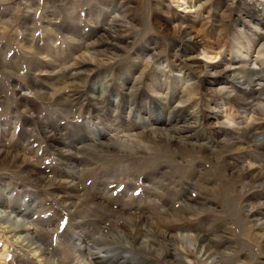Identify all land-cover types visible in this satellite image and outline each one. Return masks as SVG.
Returning a JSON list of instances; mask_svg holds the SVG:
<instances>
[{
	"label": "rangeland",
	"instance_id": "374dc122",
	"mask_svg": "<svg viewBox=\"0 0 264 264\" xmlns=\"http://www.w3.org/2000/svg\"><path fill=\"white\" fill-rule=\"evenodd\" d=\"M245 1L263 7L259 0ZM199 2L0 0V152L27 163L19 168L0 164V210L23 219L35 240L34 244L21 243L17 233L0 228V264H118L117 255L122 257L119 262L133 257L142 264H172L163 243L152 244L158 250L162 247L158 257L141 252L138 244L128 246L117 234L136 233L145 227L140 223L144 217L163 222V232L184 240L177 244L183 251L192 249L193 239L211 240L213 249L221 252L214 258L215 264H264V249L244 217L252 205L264 203V183L249 185L244 179L229 178L236 173L232 164L246 155L226 153L213 136L214 129L204 118L213 115L206 107L209 98L203 78L195 73L198 67L212 68L228 59L232 63L234 55H226L230 35L234 30L245 33L254 20L246 16L249 7L239 6L240 0H232L229 7L209 0L198 11L195 4ZM119 11L126 15L124 20L117 17ZM177 20L189 25L197 22L207 32V39H218L221 44H215L217 50L212 52L203 48L201 40L193 41L194 52L189 57L193 59L185 62L189 47L160 28L162 24L174 32ZM114 24L125 29V37L114 44L123 48H109L108 57H99L102 61L93 72L76 75L77 67L71 69L70 65L80 55L77 45L98 41ZM234 63L251 72L259 68L250 62L240 64L238 58ZM54 65L64 75L59 84L47 73ZM135 67L138 75L130 72ZM82 80L85 86L79 85ZM178 80L179 89L174 86ZM134 81L135 89L124 99L123 90ZM160 82L164 86L157 87ZM147 85L162 88L161 95L155 96ZM92 87L97 88V100L89 98ZM184 87L196 92L192 98L204 119L190 133L191 139L182 141L185 146L177 148L164 143L144 121L165 118L167 128L182 126L173 117L182 114L183 108L177 104ZM158 96L166 98L160 106ZM259 101L263 103L264 97ZM218 109L222 112L218 120L226 129L258 121L254 111L243 116L231 103ZM257 124L254 128L260 134L264 122ZM172 128L170 135L182 136ZM115 139L128 144V151L102 145ZM247 141L254 161L264 160V146L255 147V138ZM70 181L75 183L74 194L53 185ZM59 197L75 201L76 207L90 204V214L78 216L63 207ZM198 259L189 256L185 263H198Z\"/></svg>",
	"mask_w": 264,
	"mask_h": 264
},
{
	"label": "bare ground",
	"instance_id": "6f19581e",
	"mask_svg": "<svg viewBox=\"0 0 264 264\" xmlns=\"http://www.w3.org/2000/svg\"><path fill=\"white\" fill-rule=\"evenodd\" d=\"M208 1L209 0H201V2H199V5H196L197 4L196 3L195 4L196 10L200 11L204 5L208 4ZM214 1L219 2V6L224 5V6H228V7L232 6L230 4L234 3V2H231L232 0H214ZM240 1L241 2L239 4V6L249 7L248 8L249 11L246 12V16L248 15V17L251 20H254V22H253V25L248 26L249 27L248 31H245V33H241V30H239L237 33V30H236V32L234 30V32L230 35L231 36V41L229 43L230 48L229 49L226 48L227 49L226 55H228V57L234 55V56H232V58H233L232 63L228 62V60H229L228 59L225 63L219 64L217 66H212V68L207 67L206 69H202V67H198L199 71L195 72V73L196 74L198 73L199 78H201V77L203 78L202 83L204 85V91L206 92L205 94L209 98V99L205 100L206 107L208 108V110L211 111V113L213 115L211 116L208 114V115H205L204 118L208 123L207 125L211 126L214 129L213 130L214 131L213 136L218 141V144L221 145L222 149L226 150L225 151L226 153L234 152L236 154L241 153V155H243V156L246 155V158H244V160L241 159L239 161H236L234 164H232L235 167L234 169L236 170V173L231 172L233 174H230L229 178L230 179L234 178L236 180L244 179L243 181L247 182V184H249V185H252V183H260V184L264 183V160L262 159V157H260V158H257V162L254 161L255 158L251 157L252 149L249 147L250 142L247 141V139L249 137L255 138V141H254L255 147L264 146V131L259 134L256 132L257 129L254 128L255 125L257 124V122H261V123H262V121L264 122V102L260 103V101H259V97L260 98L264 97V94H263V92H264V0L258 1V2H260V4L263 5L262 8L260 7L261 5L258 6L257 3L254 4L250 1H245V0H240ZM248 3H251V4H248ZM239 9H241L242 12L245 11V9L243 7H240ZM241 11H239V12L241 13ZM119 16L122 18V20H124L126 18V15L123 14V11L118 12L117 17H119ZM117 17H116V19H117ZM115 21L117 22L118 20H115ZM176 22L177 23H176L175 27L177 29L175 28L174 32H169L167 29L168 27H166L165 25H164L165 27H163V26H161L162 24L160 25V28L163 29L162 30L163 32L165 31L168 34L169 33L172 34V36H175L177 40H179L180 42H183V44L185 46L189 47L188 49L190 51L187 53H184V56H183L186 58L185 62H187L188 59L189 60L193 59V57L189 58L190 56H193V52H194V49L191 48V42H193V41L201 40L204 43V47H203L204 49H205V47H207L208 50L212 51V52L213 51L215 52L217 50V48L215 47V44L216 45L219 44L220 43L219 40L216 39V41H212V40L207 39V37H205L207 35V32L204 30V28L198 27L197 22L193 23L191 25H189L185 22H181V24H180L179 23L180 20H177ZM162 31H161V33L163 34ZM124 32H125V29L123 26H121V25L117 26L114 24L113 26H111L108 29V32L106 33V35L104 34V36L103 35L100 36L101 38H99L98 41H92V42H89L88 44L77 45V47L79 49L78 53H80V55L77 56V58H76L77 60H76L75 64L70 65L71 69L73 67H77L78 71L77 70L74 71L76 75H88L91 72H93V70L96 67L95 65H99L100 61H102L101 59H99V57L107 58L108 55L106 53L108 52V49L115 46L114 44L117 41H119L125 37V34H122ZM214 42H216V43H214ZM119 44H120V42H119ZM224 45L222 44L221 46L224 47ZM222 47H220V48H222ZM115 48L116 49H122L123 46L122 47H116L115 46ZM204 52H205V50H204ZM204 54H206V53H204ZM235 58L239 59L240 64L243 63L244 65H246L248 62H250V63H253L254 65L259 66L258 71H256V69H255L254 72L253 71L251 72V71L245 70L244 68L238 67L237 66L238 64L234 63ZM189 65H193L191 61L189 62ZM82 67H87V68L82 69ZM57 69H58L57 65H54L52 67V69L50 71H48L47 73L50 75V77H52V76L55 77V80H56L55 83H58V82L61 83V80H64V75H62V73L57 71ZM130 72L138 75V73H137L138 70L136 69V67L134 69H132ZM126 79L128 81L130 78L128 77ZM127 81H126V83H127ZM134 83H135V81L132 82L130 86H128L130 88L123 90L122 96L124 97V99L130 98V94L132 93L131 91L135 87ZM67 84H68V82H67ZM85 84H86V82L83 81V82H80L79 85L85 86ZM179 84H180V82L178 80L177 84L174 83V86L179 89L180 85H181V84L180 85ZM76 86H77V84H76ZM147 86H149V85H147ZM162 86H164V83L160 82V83H158L157 87H162ZM70 87H71V85H70ZM175 87H174V89L176 90ZM149 88H151V87L149 86ZM186 88L184 87L180 90V91H182L180 93L183 94V97H182V99L178 100V104H177L178 108L179 107L183 108L182 114L178 113V114H175V116L173 117L174 121L179 120L182 123V126H180V127L173 125L176 128L178 127L177 130H180L179 133L182 134L181 137H176V135L173 136V134L170 135L169 131L171 130V128L173 126L169 127V128H167L168 126L165 127V124H166L165 118H163L164 119L163 121H160L158 118L157 119L155 118L156 120H153L152 118L147 117L144 121L146 123L147 128L151 127V129L154 130V134L157 135L160 139H162L164 143H166L167 145H170V146H176L177 148L180 146H182V147L185 146L184 143H182V141L185 139L188 140L191 136L190 133L192 131H196L195 128L199 127L202 120L204 119L202 117V115H203L202 110L200 109V107H198L197 104L194 103L195 100H193V98H192L193 96H197L196 92L194 91V89L192 87H188L187 89ZM72 90H74V89H72ZM91 90H92L91 91L92 94L90 95V97L89 96L88 97L92 100L93 99L97 100V98L94 96V93L97 90V88L92 87ZM150 90H151V92L154 93L155 96L158 95L157 93H159V95H161V93L163 91L162 88H156V89L151 88ZM57 91L61 94L63 91V88L60 87L57 89ZM168 91H169V89H168ZM99 93L101 95L102 91H100ZM173 93L175 94L176 92L174 91ZM174 94H173V96H174ZM163 99H166V98H163V96L157 97L156 103L161 102V103L157 104L158 106H160V104H162ZM213 99H214V101H213ZM187 102L190 103V105H187ZM213 103H215V106H213L214 105ZM226 103L233 104V106L236 107L237 111L240 112V114H242L243 116L249 115V114H251L252 111H254L253 118H255L258 121L255 123H250V124L245 123L244 125L241 123L240 125L237 126V128H235L233 130L226 129L225 124L218 120L222 114V112L220 111L221 109L219 110L218 107H220V105L224 106V105H226ZM155 117H156V115H155ZM153 121H154V123H153ZM261 128H259V129H261ZM228 133H231V134L228 135ZM254 133L257 135H255ZM193 138H195V137H193ZM190 141H192V140H190ZM105 144L109 145L112 149H115L116 147H120V148H123V151H128V144H126L125 142H121L119 140H116V139L114 141L111 140L109 143H102V145H105ZM2 152H0V164L12 165L14 168H19L20 165H22V164L25 165L26 160H24V159L22 160L16 155H10V154H8V152L7 153H5V152L2 153ZM67 152L68 151H66L67 155H70V156L73 155L70 152H68V153ZM63 153H64V151H63ZM260 170H261V172H260ZM29 171H30V169H29ZM43 180H44V178H43ZM53 185H56L57 188H63L66 191H70L71 194H74L72 192L76 193L75 183H73L72 181L63 182V183H53ZM209 193H211V192L209 191ZM63 199H60V197H59V200L61 201L62 206L66 207V208L68 207L67 208L68 210H73L74 212H76L75 214H77L78 216L79 215L88 216L90 214V212H91V209L89 207L90 204H86V205L85 204L84 205L79 204L76 207L75 201L68 202V201L63 200ZM91 201H93V200H91ZM83 203H84V201H83ZM98 210L100 213H103L101 209H98ZM244 217L247 218L249 223H250V230L252 231L253 238L255 239V241H257V242L259 241L260 246L264 249V203H257V204L252 205L251 210L248 211L244 215ZM144 218L145 219L141 220L140 223H143L145 225L146 228L145 227H143V228H145L146 230L143 228L139 229V228H141V227H139L137 229L136 233H133V234L127 233L123 236H122V233L120 231H117V234H120V236L123 237V241L126 242L128 244V246L130 244H131V246H132V244L133 245L138 244L137 248H139V250L141 252L148 254V255H151L152 253H156L155 256H158L157 255L158 253L161 254L159 252V250L162 247H160L158 245L160 248L158 250V249H155L156 247L154 248L152 244H155L156 242H158L159 244L163 243V246H164L163 250L165 252V255H166V257L171 258V260H173L172 264H178L177 263L178 260H182L181 264H187V262L185 263V261L188 259V257L192 256L195 258L196 255L199 258L198 259L199 262L198 263L193 262V264H215L216 262H214L215 261L214 258L217 257L218 254H219V256L221 255V252L217 253L213 249L214 246H213L211 240H206V239H201V238L200 239L199 238L193 239V246L191 247L192 249L183 251L182 249H180L181 246H180V248H178L179 246L177 247V244L180 241L183 242L184 240H180V238L176 235L174 236V235L167 234L166 232H163L161 230V226H162L163 222L158 221V220L153 221V219H151V218H146V217H144ZM127 219L129 220V218H126L125 221ZM244 219H243V221H244ZM132 223H133V221H131V223H126V224H132ZM134 223L136 224V222H134ZM0 224H3V225H1L0 228H2L4 231L5 230L9 231L8 233H10V234L17 233V235H18L17 240L20 239V241H22L21 243H23L25 241L28 244H29V242L30 243L33 242L34 239L30 238L29 231L26 230L27 224L25 223V221H23V219L17 220L14 217H12L10 214L9 215L6 214L5 211L0 210ZM143 224H142V226H143ZM2 226H4V227H2ZM138 226H140V224ZM135 230L132 229V231H135ZM147 230H148V232H146ZM182 239L186 240V238H182ZM190 241H192V239ZM124 242H123V244H124ZM34 243H32V244H34ZM36 245H37V243H36ZM135 246H137V245H135ZM29 247H30V245H29ZM32 247H33V245H32ZM36 247H38V246H36ZM38 253H39V251H38ZM115 255H117V252ZM131 258H133V257H131ZM131 258L130 257L129 258H123L124 260L119 262V260L122 259V257L117 255V257L114 258V260H116V262L118 264H142L140 261L136 260L135 258H134V260ZM41 260L43 261V259H41ZM78 262H80V261H78ZM113 264H115V262Z\"/></svg>",
	"mask_w": 264,
	"mask_h": 264
}]
</instances>
